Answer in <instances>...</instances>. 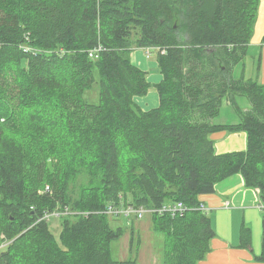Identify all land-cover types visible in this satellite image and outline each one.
<instances>
[{"label":"trees","instance_id":"trees-1","mask_svg":"<svg viewBox=\"0 0 264 264\" xmlns=\"http://www.w3.org/2000/svg\"><path fill=\"white\" fill-rule=\"evenodd\" d=\"M257 8L258 0H0V264H136L111 258L123 230L102 214L60 216L59 243L38 222L65 206L101 211L117 194L146 208L183 203L182 217L153 214L151 226L165 241L163 264H198L215 237L199 197L236 174L258 192L262 247L253 259L264 264V83L232 76ZM133 48L154 53L159 84L131 63ZM94 84L98 103L89 104ZM151 89L159 104L143 111L134 98ZM226 102L237 123L214 122ZM222 131L245 133L246 149L216 154L210 136ZM80 175L88 184L67 194ZM239 234L249 250V228Z\"/></svg>","mask_w":264,"mask_h":264},{"label":"crops","instance_id":"crops-1","mask_svg":"<svg viewBox=\"0 0 264 264\" xmlns=\"http://www.w3.org/2000/svg\"><path fill=\"white\" fill-rule=\"evenodd\" d=\"M250 49H254L250 53ZM150 53L148 56L144 48H133L130 61L139 70L146 73V80L150 86H155L162 80L156 57ZM252 57L253 67L259 83H264V0H258L256 20L252 37L244 57ZM237 63L232 68V76H237ZM252 80V79H248ZM134 102L143 111L154 109L159 104L158 94L151 89L145 97H135ZM237 103V100L235 101ZM238 104V103H237ZM226 115L219 124H234L239 120L237 111L234 114L230 102L225 103ZM243 112L248 107L241 108ZM214 142L216 154L241 152L246 149V134L243 132L227 133L226 131L214 133L210 136ZM199 201L206 209V216L210 220L215 237L210 241V252L198 264H262L254 261L253 256H258L262 247V211L258 192L247 188L242 177L238 174L217 183L214 193L201 195ZM242 226L249 228L251 234L250 249L239 248L240 229Z\"/></svg>","mask_w":264,"mask_h":264},{"label":"rangeland","instance_id":"rangeland-1","mask_svg":"<svg viewBox=\"0 0 264 264\" xmlns=\"http://www.w3.org/2000/svg\"><path fill=\"white\" fill-rule=\"evenodd\" d=\"M252 51L255 50L250 49V53ZM152 56L154 57V54ZM235 70L237 72V76H241L244 74L245 80L252 79L254 81H259V79L256 77V73L253 67L252 57L245 58L243 62H240V64L237 65ZM236 100L241 108H249L250 105L246 97L238 96ZM84 101L89 104L98 103L97 84H94L90 90L84 93ZM232 112L236 114L233 110ZM223 119L224 114L221 113V116L219 118H216L214 122H222ZM8 125L10 132L15 133L19 129L18 119L9 120ZM55 128H57L56 132L59 133V128L57 126H55ZM88 180L89 179H87L86 176L80 175L74 182L72 181L70 183L67 189V194H72V196L77 197L80 193L81 187L88 184ZM39 193H42L41 189ZM123 198L124 197L122 196V194H117L116 197L114 199H111L109 202H124ZM62 221L63 220L58 217H50L47 220L48 229L58 243L60 242ZM110 223L113 227H120L123 230V235L118 240L111 243L110 254L113 260L128 261L133 259L136 261V264H163L162 260L165 241L162 235L153 231L149 215H145L144 218L138 222L121 218L118 220L110 219ZM131 226L136 230V234L134 233L135 235L131 234Z\"/></svg>","mask_w":264,"mask_h":264},{"label":"built area","instance_id":"built-area-1","mask_svg":"<svg viewBox=\"0 0 264 264\" xmlns=\"http://www.w3.org/2000/svg\"><path fill=\"white\" fill-rule=\"evenodd\" d=\"M146 51L147 56L150 54L149 48H144ZM99 49L97 50V52ZM91 57V55H90ZM44 192H49V188L45 187L43 190ZM200 211L206 214V209L201 203L198 207ZM188 208L181 202H172L164 204L159 208H146L143 206H135L130 203L126 202H119V203H108L101 211L98 212H81V211H72L68 207H62L53 211L51 214H45L39 221L48 220L50 217H65V216H73V217H87L90 214H102L110 219H129L131 221L138 222L144 218L145 215H167L170 218L182 217Z\"/></svg>","mask_w":264,"mask_h":264}]
</instances>
